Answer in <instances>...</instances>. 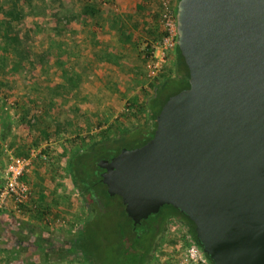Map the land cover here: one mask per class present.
<instances>
[{"label":"water","instance_id":"95a60500","mask_svg":"<svg viewBox=\"0 0 264 264\" xmlns=\"http://www.w3.org/2000/svg\"><path fill=\"white\" fill-rule=\"evenodd\" d=\"M175 20L189 86L101 181L134 226L171 204L213 264H264V0H178Z\"/></svg>","mask_w":264,"mask_h":264},{"label":"crops","instance_id":"0c3cea01","mask_svg":"<svg viewBox=\"0 0 264 264\" xmlns=\"http://www.w3.org/2000/svg\"><path fill=\"white\" fill-rule=\"evenodd\" d=\"M69 1L65 0L64 3L67 17L66 28L60 37V57L66 62L85 63V67L93 63L92 66L95 65L94 68L98 67L99 70H76L72 75L77 80L71 86L63 85L44 90L45 99L41 110L44 117L49 118L47 127L51 129L60 121L65 127H72V130H66V135L60 133L57 136L54 133V142L43 137L45 143L38 147L44 149L47 146L50 149V160L44 162L34 158L25 173L24 178L33 190L37 209L16 213L0 208V264H81L69 262L63 256L64 247L66 248L67 242L73 237L76 227L80 226L83 216H78L80 211L78 209L76 212L77 204H69V198L65 196V193H70V179L60 178V174L66 176L63 155L52 148L57 142L75 134L74 126L81 120L84 121V116L90 115L96 109L112 105L111 94H121L124 97L128 87L132 86L130 81L135 77L133 72L138 73L136 64L139 62L136 60L146 57L143 49L152 41L151 34L154 33L155 36L156 33L152 46L155 48L158 43L161 23L159 20L154 22V15L157 13L153 5L155 0H74L73 5ZM71 9L75 13L72 19L69 17ZM125 29L132 30L138 36V45L120 39L121 32ZM107 62L117 67V74L123 79L121 85L113 80L114 76L106 69L99 68ZM65 72L68 73L69 70ZM65 72L61 73V78L63 74L65 76ZM107 78L108 82L105 81ZM88 82L94 84L90 90L86 87ZM29 92H24V98L31 100L32 95ZM30 100L25 104L30 105ZM2 106L7 110L4 104ZM13 112L14 108L7 116L12 122L9 128L0 122V186L2 170L9 159L17 155L21 142L28 143V137L21 130L22 123H19L21 126L15 123ZM45 129L42 130L46 132ZM72 194L77 196L73 192Z\"/></svg>","mask_w":264,"mask_h":264},{"label":"trees","instance_id":"16d2710c","mask_svg":"<svg viewBox=\"0 0 264 264\" xmlns=\"http://www.w3.org/2000/svg\"><path fill=\"white\" fill-rule=\"evenodd\" d=\"M177 1L170 0L174 13ZM10 14L12 15L3 20V24L7 25L9 29L0 31V61L4 64L2 71L8 68L7 65L11 63V60L15 63L18 62L22 68H27L32 63L26 48L19 44V34L15 31L16 24L11 23L13 18H19V13L13 10ZM55 15H58L57 21L61 25V17L56 13L53 16ZM160 19V13L157 12L154 15V22L157 23L158 20L160 22ZM160 25L157 42L165 33L162 24ZM12 29L13 31L9 33V30ZM151 33L152 31H150ZM151 35L153 36L152 41L148 42L143 50L146 58L153 60L155 48L152 43L156 39V33L155 36L154 33ZM120 39L127 40L134 45H138L140 40L132 30L127 29L122 30ZM46 51L45 49L37 57L40 63L46 60L48 55ZM169 53L168 63H165L149 79L147 87L141 89L139 95L137 94L132 100L127 101L126 108L110 119L109 123L105 117L102 118L99 115L94 117L95 121L93 129H91V126L90 128L84 127L83 120H81L82 122L74 126L75 134L60 142L66 176L70 179L71 191L78 196L76 204L81 211L80 215L83 216L82 224L74 230L73 237L67 242L66 248L64 247L63 256L69 262L109 264L110 258L116 254L111 264H152V262L157 264L161 249L165 246L169 250L181 238L185 239L184 241L189 240L201 248L193 221L171 204L162 205L157 213L150 214L146 219H142L141 223L134 226L133 220L125 212L121 197L108 194L106 185L101 181L103 168L98 166L101 159L109 160L124 147L134 148L146 143L154 134L156 116L163 104L171 95L189 86V70L177 44L170 49ZM75 80L72 73L65 72L60 83L47 82V86L52 88L63 85L71 86ZM6 87H8L7 82L4 79L0 80V122L9 128L12 124L7 118L9 112H6L1 105L3 98L7 99L6 91L2 89ZM11 102L14 113L21 117V123L25 126L28 137V143L21 142L16 154L27 155L30 148L38 147L41 144V138L48 135L42 130L48 128V124L45 125L42 120L35 122L34 114L44 117L40 108L33 106V109L30 108L31 113L25 115L22 112L26 108L25 103L18 100ZM136 114L138 123L128 125L126 122ZM53 127L57 130L56 135H60L63 124L58 121ZM48 129L45 130L48 131ZM42 150L48 154L50 149L45 146ZM107 198H119V204L114 206V210L111 209L115 216H107L105 213L110 209L109 205H106L105 199ZM175 225L177 228L173 230ZM113 235H116L114 242H112ZM102 247H106L107 250L110 248L109 252L106 251L105 255H101ZM207 258L213 264L208 256ZM170 262L168 261V264H171Z\"/></svg>","mask_w":264,"mask_h":264},{"label":"rangeland","instance_id":"374dc122","mask_svg":"<svg viewBox=\"0 0 264 264\" xmlns=\"http://www.w3.org/2000/svg\"><path fill=\"white\" fill-rule=\"evenodd\" d=\"M69 2L70 5H73L75 3L74 0L73 1L70 0ZM64 3L65 0H0V4H1L0 31H5L9 29L7 25L3 24V20L9 17L10 15H12L10 13L13 10L19 13L18 15L19 18L16 17H15L16 19L13 18L11 20V23L16 24L15 31H17L19 34V44H22L26 48L27 52L30 55V58L32 59V63H30V65H28L27 68H22L21 66H19L18 62L15 63L13 60H11V63L8 64L9 66L7 65L8 68L6 70L4 69L3 71L2 68L4 64H2V62L0 61V80L4 79L8 85V87L2 88L6 91L7 99L3 98V100L1 101V105L4 103L5 107L7 108L6 110L7 112L13 109V106H11L12 108H9L10 107L9 101L11 102L13 100H19L22 103L29 102L30 99L28 100V98L27 99L24 98L25 97L24 95H26L24 92L26 91H30L29 95H32V97L30 100V105L26 104L25 105L26 108L22 112L25 115L31 113L30 108L33 109V106L43 109L42 104L44 103V99H45L44 90L46 88H50L49 86H47V82L60 83L61 73L65 72L66 70H69L70 73H74L76 72V70L79 72V69H81L82 72L83 70H93V69L97 71L98 67L94 68L95 65L92 66L93 63L85 67V63H79L76 61L66 62L62 60L60 57V37L62 36V32H64L63 29L66 28L65 19L67 17L64 11ZM153 3H154L153 5L155 6L154 8H156L157 12L160 13V17H161L160 20L162 21V12L164 11L166 5L168 6V8H172V3L170 4V0H155ZM55 13L59 14V16L61 17L62 19L61 25H59L57 21L58 15L53 16ZM73 14L75 13H73L71 9L69 13V17L71 18L72 16H75ZM75 22L77 21L75 20ZM161 24H162V28H164L163 22H161ZM11 31H13V29L9 30V33ZM58 45L59 47H57ZM45 49L47 51L48 50L50 51V52L46 51V53L49 55V58L48 59L46 58V60L43 63H40L37 60V57L41 55V53L44 52ZM169 52L170 50H166V55L162 66H164L165 63H168L167 56H169L170 54ZM51 55L53 57H51ZM151 61H152L151 59L146 57L140 58V60L137 59L136 62H139L138 64H136V67H138L136 69L138 73L133 72L135 77H133L132 80L130 81L132 86L130 88L127 86L128 92L125 94V96L123 97L121 96V94H116V95L111 94L112 105H107L103 108L92 111L90 115L86 116V117L89 116L90 118L88 117L87 119H84L83 122L81 121L82 124H84V127L88 126V128H90L91 126V129H93V125L95 121L93 119L94 117H96V115L97 116L101 115L102 118L105 117L106 121H108L109 123L111 117L118 115V113L124 110V108H126L127 101L132 100L134 97L137 96V94L139 95L141 89H145L147 87V83L149 79L152 78L151 76H148V71ZM99 68L101 70L106 69L108 73H111L114 76L115 79L113 80L116 83L119 82L118 83L119 85L122 84L123 79H120V75L117 74L118 73L117 67H115L111 62H107L106 65L104 64L102 65V67L100 66ZM127 71L128 70L126 69L125 74H127ZM124 80L126 81L125 78ZM105 81L108 82V78L105 79ZM92 86H94L93 82L91 83L88 82V84L86 85V87H89V90L91 89L90 87ZM107 86H112V84H107ZM104 88L108 92L106 86ZM13 115L14 118L16 119L15 123H17L18 126H21V124H19L21 123L20 120L21 117L20 116L18 117V115H16L14 112ZM33 117L35 122L38 120H42L45 125L48 124L49 118L47 116L42 118L34 114ZM86 117L84 116L83 118ZM137 119H138V115L136 114L135 116H132V118L129 119L126 123H128V125H130V123H134V124L138 123ZM38 125L40 127V123ZM64 125L60 130L62 131L61 133H64L66 135L68 134L66 133V130L71 131L72 127L70 126L65 127ZM24 127L25 126L23 125L21 127V130H23V135L27 133V130ZM46 132L48 133V135L46 134L44 138H49L52 142H54L53 137H54V133H57V130H55L54 127H52ZM40 142L41 144H43L45 143V140L41 138ZM52 149L56 153L59 154L63 153L60 142H57V144L54 145ZM66 177L67 176L64 177L63 174H60V178L66 179ZM64 185L65 184H63V186ZM69 191L70 193L69 194L65 193V196L67 195V197L69 198L68 199L69 204L74 205L77 203L76 199L78 198V196H74L72 194L71 189ZM105 201L107 203L106 205H109L110 208L108 211H105L106 215L107 216L114 215V212L112 210H114V206L119 204V198H113V199L107 198L105 199ZM64 204H66V202ZM76 207H77L76 209L77 212L78 206ZM80 213L81 211L78 212V216H80ZM82 222L83 220H81L80 224H82ZM115 236L114 235L112 236V240H113L112 242H114ZM172 246L171 247L169 246L170 248L168 250V255H166V257H169V254L176 252V250L174 249V245ZM167 248L168 247H166V249ZM109 250L110 248H108L107 250L106 247L105 248L102 247L101 255H105L107 253L106 251L109 252ZM115 255L116 254H114L110 258L109 264H111L114 261L113 257H115ZM152 264L155 263L152 262Z\"/></svg>","mask_w":264,"mask_h":264},{"label":"built area","instance_id":"2783aa9c","mask_svg":"<svg viewBox=\"0 0 264 264\" xmlns=\"http://www.w3.org/2000/svg\"><path fill=\"white\" fill-rule=\"evenodd\" d=\"M162 22L165 33L155 47L154 59L151 61L148 71V76L151 77L161 69L166 50L172 49L176 44L175 13L167 5L162 12ZM9 104L11 108L12 102H9ZM34 158L47 162L50 160V155L43 152L41 147H36L30 149L27 155H16L9 159L1 174L0 208L9 209L16 213H23L27 209L32 211L37 209V203L33 199V190L24 178ZM175 228H177V225L173 226L172 229ZM184 240L181 238L174 245L176 252L169 255L170 258L166 257L168 249L163 247L158 254L160 258L157 264H168V261H171V264H211L206 254L197 244Z\"/></svg>","mask_w":264,"mask_h":264}]
</instances>
